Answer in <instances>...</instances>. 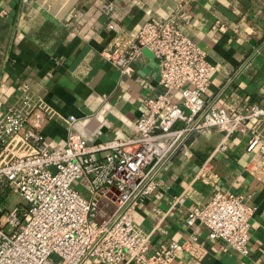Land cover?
Wrapping results in <instances>:
<instances>
[{
  "label": "crops",
  "instance_id": "obj_1",
  "mask_svg": "<svg viewBox=\"0 0 264 264\" xmlns=\"http://www.w3.org/2000/svg\"><path fill=\"white\" fill-rule=\"evenodd\" d=\"M157 18H175L206 52L214 66L203 95L208 104L230 114L264 104V0H0V115L26 84L37 102L28 125L49 147L65 146L70 115L89 143L133 136L144 99L163 92L160 78L134 70L132 62L122 74L101 51L114 36L134 35ZM168 95L175 103L182 99L181 89ZM253 124L230 135L224 150L214 151L221 127L185 136L133 211L151 250L173 240L183 245L173 264H264V153L247 150ZM252 129L264 136V122ZM32 150L18 137L0 142V157ZM215 191L257 207L247 255L209 237L203 226L186 224L188 211ZM179 194L184 201L173 206Z\"/></svg>",
  "mask_w": 264,
  "mask_h": 264
},
{
  "label": "built area",
  "instance_id": "obj_2",
  "mask_svg": "<svg viewBox=\"0 0 264 264\" xmlns=\"http://www.w3.org/2000/svg\"><path fill=\"white\" fill-rule=\"evenodd\" d=\"M144 47L156 60L163 92L144 99L134 135L125 140L89 143L74 129L76 118L70 115L65 146L49 147L28 125L37 102L26 84L17 102L0 115V142L18 137L33 147L0 157V181L23 201L0 207V264H173L183 249L172 240L151 250L149 234L133 220L137 203L154 190L157 173L186 135L221 127L223 138L214 151L224 150L230 135L251 121L264 122V104L234 114L208 104L203 95L214 66L175 18L147 20L134 35L118 34L101 54L127 74L131 62L145 59ZM174 89H181L179 103L168 95ZM253 125L247 150L257 147L264 153L263 132ZM81 179L89 198L72 186ZM184 197L175 196L173 206ZM99 200L115 205L101 221ZM256 210L239 195L215 191L204 205L188 211L186 224L203 226L209 237L247 255Z\"/></svg>",
  "mask_w": 264,
  "mask_h": 264
},
{
  "label": "rangeland",
  "instance_id": "obj_3",
  "mask_svg": "<svg viewBox=\"0 0 264 264\" xmlns=\"http://www.w3.org/2000/svg\"><path fill=\"white\" fill-rule=\"evenodd\" d=\"M82 179L76 180L72 183L78 191H80L86 198H89V195L86 193V187L82 185ZM82 183V184H81ZM23 203L20 195L12 190L4 181H0V207L2 208H11L14 206H18ZM115 210V205L107 202L101 201L98 202V221L103 219H107L112 215Z\"/></svg>",
  "mask_w": 264,
  "mask_h": 264
},
{
  "label": "water",
  "instance_id": "obj_4",
  "mask_svg": "<svg viewBox=\"0 0 264 264\" xmlns=\"http://www.w3.org/2000/svg\"><path fill=\"white\" fill-rule=\"evenodd\" d=\"M141 53L145 57L146 63L142 64L140 61H134L132 62L131 67L136 71L140 70V72H143L144 74L151 72L157 79H159L158 66L153 53L145 47L141 49ZM140 72H138V74L142 75L143 73Z\"/></svg>",
  "mask_w": 264,
  "mask_h": 264
}]
</instances>
